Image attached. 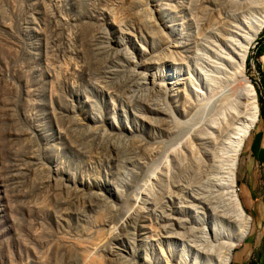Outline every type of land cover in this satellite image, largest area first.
Returning a JSON list of instances; mask_svg holds the SVG:
<instances>
[{"label":"rangeland","instance_id":"374dc122","mask_svg":"<svg viewBox=\"0 0 264 264\" xmlns=\"http://www.w3.org/2000/svg\"><path fill=\"white\" fill-rule=\"evenodd\" d=\"M238 1L0 0V264H166L200 233L188 213L197 182L187 179L198 163L184 145L194 120L173 108L182 128L168 139L154 106L130 97L140 84L133 66L142 51L145 72L182 71L205 95V56L223 26L239 25ZM263 38L264 27L246 60L259 115L236 180L241 204L253 207L242 204L251 231L229 264H264V163L249 149L264 124ZM166 91L154 95L172 104ZM128 129L151 130L163 142L141 175L131 170Z\"/></svg>","mask_w":264,"mask_h":264},{"label":"bare ground","instance_id":"6f19581e","mask_svg":"<svg viewBox=\"0 0 264 264\" xmlns=\"http://www.w3.org/2000/svg\"><path fill=\"white\" fill-rule=\"evenodd\" d=\"M233 8L235 13L237 11H240V13L243 12L242 19L238 20L239 25L231 24L229 26H223L218 35V43L213 46L204 59L205 65L207 66V73L203 79L201 78L199 84H201L200 86L204 85L207 90L205 95L196 90V92H194L192 89L193 83H191V87L190 84L185 81L186 77L182 71H175V75L166 73V77L164 75L160 78H156L152 75V70H147L145 72L142 66L145 53L142 51L141 55L138 57V62L136 61L137 63L133 66L135 72L134 79H140V84L137 87L130 88V97L133 101L136 100V102L140 101L154 106L152 108L156 119L162 127L165 126L166 130L164 133L167 134L168 139L170 137L172 138V136L182 128L181 123L178 121L181 116L177 119L173 108L180 114H191L190 119H193L195 124L193 127H190L191 132L184 145L189 147L191 153L194 154V159H196L198 163V167L188 172L190 177L187 179L190 178L192 182H197V185H194L197 186L196 190L191 189L192 191L190 192L191 199L193 202H197V206L190 207L188 205V213L191 214L194 219L193 222H190L192 224L196 222L199 226L198 228L201 230L198 235H193V239L191 238L192 235L190 236L191 239L188 237L187 239H189V241L185 240L188 242L184 245L181 244L182 250L180 252L176 250L178 254L173 257L171 256L172 258L167 260L166 264H229L233 259V250L249 236L251 231V217L246 213L241 204L236 190V180L240 153L247 137L258 121L259 115L257 91L253 83L249 80L250 77L248 78L246 74V60L250 46L264 27V0H239L233 5ZM164 88H166L167 94L165 93L162 95L164 97L167 96V98L172 101V104H169L165 100L159 101L156 99L154 92L156 90L161 91ZM192 93L199 94L196 95L195 99H192L193 101L190 99ZM216 96L218 97L219 103L217 102L218 104L214 109L208 110L211 106L210 102H212L214 97L217 98ZM187 102L188 105L186 104ZM127 133L129 136L128 148H130L131 156L134 159V164H130L132 165L131 170L135 172V175H141L142 172L144 174L147 170L149 161L153 160L154 156H151L159 152V150L155 151L153 147L158 148L159 141L162 139L158 140V136L147 129L143 130V132L140 130L128 129ZM187 135H185L186 138ZM112 142L114 141L112 140ZM150 152L153 154L149 155ZM185 153L187 152L183 154ZM158 156H160V154H158ZM185 156H187V154H185ZM129 160H131V158H129ZM169 160L170 159H168V162ZM179 160H181V158ZM174 162L175 161H173V163ZM161 165L162 161L159 158L157 166L154 168ZM187 181L189 182V180ZM189 188L190 187H188V189ZM180 200L182 199L180 198ZM180 200L178 198L177 201ZM186 200L188 199L186 198ZM185 204L183 203L182 206ZM191 206H193V204ZM170 210L171 208L169 207V212ZM178 214L179 213H177L176 216ZM172 215H174V213H172ZM187 215L188 214H185V216ZM186 224L189 225L188 223ZM189 227L190 225L188 228ZM182 229H180V231H182ZM192 229L190 231L191 233L193 231ZM165 233L168 234L167 232ZM173 233L175 236L176 234L174 231ZM86 260V264H89L90 261L92 262L91 259L88 260L86 258Z\"/></svg>","mask_w":264,"mask_h":264},{"label":"crops","instance_id":"0c3cea01","mask_svg":"<svg viewBox=\"0 0 264 264\" xmlns=\"http://www.w3.org/2000/svg\"><path fill=\"white\" fill-rule=\"evenodd\" d=\"M262 41V40H261ZM260 72L261 75L264 79V52L261 53V57H260ZM263 122H260L257 126V131L255 132V135L252 136L250 138V142H249V149L251 151V153L253 154V156L257 159V162L260 163H264V143L262 142V136H263V131H264V127H263ZM243 206L248 210V208H253V207H249L248 203L245 201V199L242 201ZM256 209H258L256 207ZM259 210L261 212V217L263 216L264 213V202L261 203V205H259ZM237 260V259H236Z\"/></svg>","mask_w":264,"mask_h":264},{"label":"trees","instance_id":"16d2710c","mask_svg":"<svg viewBox=\"0 0 264 264\" xmlns=\"http://www.w3.org/2000/svg\"><path fill=\"white\" fill-rule=\"evenodd\" d=\"M258 51H259L260 54H261L262 52H264V38L262 39V41L260 40V41L258 42ZM262 82H263V84H264V79H263V78H262ZM262 115L264 116V111H263Z\"/></svg>","mask_w":264,"mask_h":264}]
</instances>
